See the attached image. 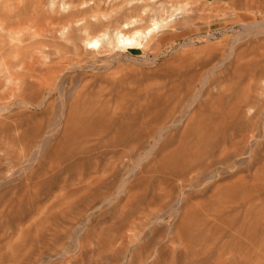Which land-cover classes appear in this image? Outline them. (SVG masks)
Wrapping results in <instances>:
<instances>
[{"label":"rangeland","instance_id":"obj_1","mask_svg":"<svg viewBox=\"0 0 264 264\" xmlns=\"http://www.w3.org/2000/svg\"><path fill=\"white\" fill-rule=\"evenodd\" d=\"M98 1L0 0V264H264V0Z\"/></svg>","mask_w":264,"mask_h":264},{"label":"bare ground","instance_id":"obj_2","mask_svg":"<svg viewBox=\"0 0 264 264\" xmlns=\"http://www.w3.org/2000/svg\"><path fill=\"white\" fill-rule=\"evenodd\" d=\"M95 1H98V0H95ZM102 1V0H101ZM113 1V0H112ZM99 2V1H98ZM105 2V1H104ZM111 2V1H110ZM116 2H114V4H115ZM98 4V3H97ZM117 5H118V3H116ZM115 4V5H116ZM149 4V3H148ZM94 5H96V4H94ZM111 5V4H110ZM116 5V6H117ZM155 5V4H154ZM108 6V5H107ZM149 6V5H148ZM147 6V7H148ZM90 8H88L89 10H95L96 8L97 9H99L100 10V4H98V5H96V6H94V7H92L93 9H91V6H89ZM85 8H87V7H85ZM85 8H83V10H82V12H83V14H87L88 13V9L86 10ZM103 8L104 7H102V11H103ZM107 8L108 7H106V8H104L105 9V11L107 10ZM113 8V7H112ZM112 8L110 9V10H112ZM85 9V10H84ZM132 9V8H131ZM178 10H185V7L183 8V7H180ZM87 11V13H84V12H86ZM128 12H130V11H128ZM140 12V11H139ZM183 12V11H182ZM155 13V12H154ZM168 13V12H167ZM178 13V12H177ZM82 14V13H81ZM126 14V13H125ZM159 14V13H158ZM138 15H140V14H138ZM96 16V15H95ZM132 15H130L129 17H131ZM136 16V15H135ZM154 16V15H153ZM89 17V16H88ZM68 18V17H67ZM70 18V17H69ZM68 18V19H69ZM165 18V17H164ZM35 19V18H34ZM115 19V18H114ZM133 19V18H132ZM119 20V19H118ZM135 20V19H134ZM18 21V20H17ZM29 21V20H28ZM64 21V20H63ZM86 22V21H85ZM114 22V21H113ZM117 22V21H116ZM133 22V20H127V21H125L124 22V27L126 28V30H127V28L129 27V24L130 23H132ZM90 23H92V22H90ZM102 23V22H101ZM103 24V23H102ZM111 24V23H110ZM19 25V24H18ZM17 25V26H18ZM167 26V23L165 24V26L163 25V20H161V19H153L152 20V23L150 24V26L149 27H147V28H145V29H140V28H138V29H133V30H135V31H132L133 33L132 34H126V33H123L122 32V30L124 31V29H122V28H120V30H118L116 33H115V41H116V45H117V47L118 46H121L122 48H123V46H125L126 48L127 47H131V48H133V47H135L136 48V46H138V45H141L142 43V41H144V43L145 44H147L148 45V48L150 49V50H155V49H157V48H159L160 46H161V44L164 42V40L166 39V37H167V35L168 34H170V32L169 31H163L162 29H164V27H166ZM100 27V26H99ZM114 27V26H113ZM161 28V29H160ZM130 30V29H129ZM131 32V31H130ZM158 32H160V33H158ZM129 33V32H128ZM112 41H114V40H112ZM99 42V40L98 39H92V40H88L87 41V44L89 43V44H93L94 46L97 44ZM110 42V41H109ZM115 43V42H114ZM108 44V43H107ZM109 44H111V42L109 43ZM35 45V44H34ZM57 46V45H56ZM114 47H116L115 45H113ZM102 47V46H101ZM110 47V46H109ZM119 48V47H118ZM111 49H112V45H111ZM111 49H110V51H111ZM130 49V48H129ZM104 53V52H103ZM159 53V52H158ZM28 55V54H27ZM30 57V56H29ZM246 57V56H245ZM23 58V57H22ZM239 59V58H238ZM58 60H59V58H58ZM57 60V61H58ZM60 60H61V58H60ZM246 60V59H245ZM53 61H55V60H53ZM52 61V62H53ZM62 61V60H61ZM251 62H252V60H250ZM65 62V61H64ZM243 62V61H242ZM245 62V61H244ZM59 64H60V62H58ZM55 64V63H54ZM59 64H58V66H59ZM262 64H264V63H262ZM255 65V64H254ZM261 65V64H260ZM259 65V67H257V65L256 66H253V64L251 65V63H249V61H247V62H245L244 63V65H242V68H240L239 70H242L243 71V69L245 70V69H247L248 68V71L250 70H252V73H255V75L254 76H256V72H258V74H259V76H258V78L256 79V77L254 78V79H252V78H250L249 79V81L248 80H246V81H248L249 82V85H250V83L252 84V82H250V80H254L255 81V79H256V81L255 82H257V80L260 78V77H264V73H263V71H264V66H260ZM61 66V65H60ZM241 66V65H240ZM52 67V66H51ZM57 67V66H56ZM244 67V68H243ZM263 67V68H262ZM52 68H54V67H52ZM254 68H256V69H258V70H254ZM47 70V69H46ZM52 70V69H51ZM57 71V70H56ZM54 72V71H53ZM252 73H249L250 75H252ZM263 74V75H262ZM238 75V74H237ZM245 76V75H244ZM251 77V76H250ZM248 78V77H247ZM204 80V79H203ZM259 80H261V78L259 79ZM254 82V83H255ZM46 83V82H45ZM258 84H260L261 85V83H259V81H258ZM258 84H254L255 86L256 85H258ZM247 85H248V83H247ZM246 86V87H249L248 88V91H249V89H250V87H252V86ZM260 85H258V86H256V87H258L257 89L258 90H260L261 88L260 87H262V85L260 86ZM48 86V85H47ZM254 86V87H255ZM221 88V87H220ZM247 89V88H246ZM253 89V88H252ZM255 89V88H254ZM253 89V90H254ZM257 89H255V91L256 92H252V94H253V97H249V96H244L245 98L242 100V103H243V101L245 102V103H249V101H250V99H252V101H256V99H257V96H258V98H259V92H257ZM263 92H264V87L261 89ZM260 90V92H262ZM257 93V94H256ZM250 98V99H249ZM252 101H250V102H252ZM237 108V107H236ZM243 109V108H242ZM239 113V112H238ZM239 115H240V113H239ZM68 117H69V115H68ZM68 117H66V118H68ZM65 118V119H66ZM166 119V118H165ZM68 120V119H67ZM254 124V123H253ZM252 123H250L249 125H247V123L245 124V126H242V127H240V129H238V131H236V134L234 135V138L236 137L237 138V140H236V142H235V144H234V147H236V149H238V151H237V154H240V153H242L244 150H243V148L247 145L246 143L248 142L247 140H249L251 137H253V135H254V125H253ZM65 129V128H64ZM66 130H67V128H66ZM67 133V132H66ZM67 135V134H66ZM245 145V146H244ZM236 154V155H237ZM264 167V165L262 166V170L264 169L263 168ZM239 173V172H238ZM27 176V175H26ZM240 177V176H239ZM239 177H238V179H239ZM241 177H243V176H241ZM242 179V178H241ZM240 179V180H241ZM243 180V179H242ZM241 180V181H242ZM240 181V182H241ZM264 183V182H263ZM264 187V186H263ZM241 193V192H240ZM239 193V194H240ZM248 194L250 195V194H252V193H250V192H248ZM248 194H246V195H248ZM242 195V194H241ZM244 195H245V193H244ZM237 198L239 197V195H235ZM235 197V198H236ZM241 197V196H240ZM243 198H245L244 196H242ZM247 197V196H246ZM242 198V199H243ZM239 199V198H238ZM238 201V200H237ZM250 201H251V199H250ZM250 201L249 202H247L246 204H243L244 203V201H241L240 202V204H239V208H241V210L242 211H244V209H245V212L247 213V214H249V212H251V211H249V209L252 207V204L250 203ZM252 202H253V200H252ZM255 203V202H254ZM237 204V203H236ZM261 206V205H260ZM238 208V207H237ZM239 208H238V211H239ZM263 208V207H262ZM262 208H260V209H262ZM255 209H256V207H255ZM240 210V211H241ZM254 210V209H253ZM259 212V211H258ZM261 212V211H260ZM247 214H245V215H247ZM254 214H255V212H254ZM253 214V215H254ZM243 215V214H242ZM252 215V214H251ZM256 215V214H255ZM259 217V216H258ZM262 217V216H261ZM140 221V220H139ZM144 222H145V220H144ZM141 227H143V225L141 226ZM155 227V226H154ZM154 229V231H155V228H153ZM142 230V229H141ZM145 231V230H144ZM151 231V230H150ZM153 232V231H152ZM150 233V235H151V232H149ZM149 233H148V235H149ZM156 233V232H155ZM154 233V234H155ZM175 233V232H174ZM153 233H152V236H151V238L149 239V240H151L152 239V237L153 236H155ZM146 235V234H145ZM144 235V236H145ZM148 235H147V237H148ZM173 235V234H172ZM171 235V236H172ZM132 241H139L140 239H141V233H140V231L139 232H137L136 234H132ZM171 236H170V238H171ZM143 237V236H142ZM150 237V236H149ZM169 237V236H168ZM167 237V238H168ZM146 238V237H145ZM144 238V239H145ZM154 238V237H153ZM143 239V242L144 241H146V239H148V238H146L145 240ZM155 239H157L156 238V236H155ZM129 241V240H128ZM170 241H174V238H173V240H172V238L170 239ZM169 241V242H170ZM14 242V241H13ZM154 242V241H153ZM152 241H151V243H153ZM156 242V241H155ZM168 242V241H167ZM131 243L132 242H130V245H131ZM142 243V242H141ZM147 243H149V241L147 242ZM151 243H149V244H151ZM162 245V244H161ZM161 245H158V248H160V251H161V247H159V246H161ZM140 246V245H139ZM162 246H165V245H162ZM157 248V249H158ZM144 249V248H143ZM152 249V248H151ZM156 249V250H157ZM140 250V249H139ZM158 251H159V249H158ZM128 254V253H127ZM130 255H131V258H133V254L132 253H130ZM150 255H151V253H148V255L146 256L145 255V257L146 258H148V257H150ZM154 257H155V255H154ZM155 258H157V257H155ZM143 259H145L144 257H143ZM143 261H145V260H143ZM129 262H130V260H129ZM128 262V263H129ZM39 264V263H38Z\"/></svg>","mask_w":264,"mask_h":264}]
</instances>
